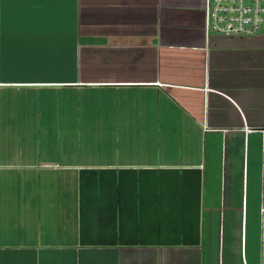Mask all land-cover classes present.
I'll list each match as a JSON object with an SVG mask.
<instances>
[{
  "label": "crops",
  "instance_id": "0c3cea01",
  "mask_svg": "<svg viewBox=\"0 0 264 264\" xmlns=\"http://www.w3.org/2000/svg\"><path fill=\"white\" fill-rule=\"evenodd\" d=\"M206 4L0 0V264H264V28Z\"/></svg>",
  "mask_w": 264,
  "mask_h": 264
},
{
  "label": "built area",
  "instance_id": "2783aa9c",
  "mask_svg": "<svg viewBox=\"0 0 264 264\" xmlns=\"http://www.w3.org/2000/svg\"><path fill=\"white\" fill-rule=\"evenodd\" d=\"M206 22L221 35H256L264 28V0H207Z\"/></svg>",
  "mask_w": 264,
  "mask_h": 264
},
{
  "label": "rangeland",
  "instance_id": "374dc122",
  "mask_svg": "<svg viewBox=\"0 0 264 264\" xmlns=\"http://www.w3.org/2000/svg\"><path fill=\"white\" fill-rule=\"evenodd\" d=\"M87 141V139H84V142H86ZM84 142H83V144H84Z\"/></svg>",
  "mask_w": 264,
  "mask_h": 264
}]
</instances>
